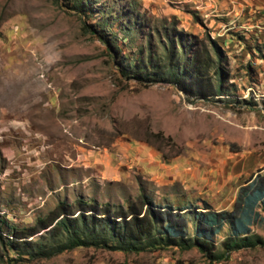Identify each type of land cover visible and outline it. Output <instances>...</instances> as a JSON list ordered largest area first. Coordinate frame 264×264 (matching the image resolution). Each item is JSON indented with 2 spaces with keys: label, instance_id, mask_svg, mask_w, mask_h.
I'll return each instance as SVG.
<instances>
[{
  "label": "rangeland",
  "instance_id": "1",
  "mask_svg": "<svg viewBox=\"0 0 264 264\" xmlns=\"http://www.w3.org/2000/svg\"><path fill=\"white\" fill-rule=\"evenodd\" d=\"M129 3L146 25L131 42L112 21L120 50L134 53L154 25L208 34L232 83L223 101L119 77L86 29L110 22L101 9ZM258 168L264 173V0H91L82 13L67 0H0V213L11 222L31 224L58 199L124 203L140 191L155 202L230 209ZM250 229L264 238V219ZM2 264H264V247L217 262L195 248L75 247Z\"/></svg>",
  "mask_w": 264,
  "mask_h": 264
},
{
  "label": "trees",
  "instance_id": "2",
  "mask_svg": "<svg viewBox=\"0 0 264 264\" xmlns=\"http://www.w3.org/2000/svg\"><path fill=\"white\" fill-rule=\"evenodd\" d=\"M68 1L71 9L82 13L91 0ZM129 6L101 9V16L110 22L86 29L107 47L119 77L140 86L167 83L189 99L223 101L221 96L229 94L232 83L216 40L208 34L196 37L174 26L154 25L150 26L153 35L147 33L144 43L134 45V53L123 52L115 32L108 29L111 22L131 42L134 32L146 25ZM260 170L237 187L230 209H215L204 199L199 203L155 202L140 191L124 203L58 199L31 224L18 225L0 213V264L49 258L75 247L133 253L171 246L195 248L208 262L223 260L239 248L264 247V238L250 233L251 225L264 219V173ZM224 227L227 233L216 249L215 236Z\"/></svg>",
  "mask_w": 264,
  "mask_h": 264
}]
</instances>
